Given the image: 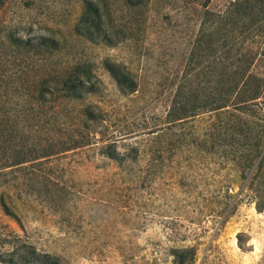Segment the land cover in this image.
<instances>
[{"label": "rangeland", "instance_id": "obj_1", "mask_svg": "<svg viewBox=\"0 0 264 264\" xmlns=\"http://www.w3.org/2000/svg\"><path fill=\"white\" fill-rule=\"evenodd\" d=\"M72 68L95 92L60 88ZM14 245L29 264H264V0H0V255Z\"/></svg>", "mask_w": 264, "mask_h": 264}, {"label": "trees", "instance_id": "obj_2", "mask_svg": "<svg viewBox=\"0 0 264 264\" xmlns=\"http://www.w3.org/2000/svg\"><path fill=\"white\" fill-rule=\"evenodd\" d=\"M99 27L100 24L95 21H86L85 19H82L81 22L78 24V27L76 29V33L92 42L96 43H107V44H113L115 40H113L112 36H106L99 34ZM96 29V31H95ZM116 38V37H115ZM115 43V42H114ZM38 52L43 54V50L49 52V53H56L60 51L59 43L54 37H40V42L38 45ZM44 56V55H43ZM108 71L112 74L114 79L116 80L117 84L119 85L120 89L123 93L131 94L134 93L137 89V83L134 80V78L129 74L128 72L122 70L121 66H107ZM73 68L71 70H66L63 74L66 75V79L63 80L64 82L61 84V89L70 97L79 98L81 99L84 94L87 93H93L95 92V89L92 86H89L87 84L82 83L78 79H74L72 77L73 75ZM42 101H45V99L41 98ZM33 250L29 252V254L34 255L35 257L42 259L43 261H40L41 264H60L59 260L51 256L50 254H43L38 253L37 250L32 248ZM5 254L0 255V260L4 263L8 264H29V263H35V261L32 258V260L24 259L20 256V248L18 245L12 246V252L7 254L8 258H4ZM181 264V263H180Z\"/></svg>", "mask_w": 264, "mask_h": 264}]
</instances>
